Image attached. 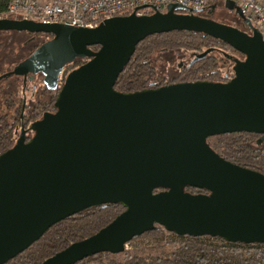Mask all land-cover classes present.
I'll return each mask as SVG.
<instances>
[{
	"label": "water",
	"instance_id": "water-1",
	"mask_svg": "<svg viewBox=\"0 0 264 264\" xmlns=\"http://www.w3.org/2000/svg\"><path fill=\"white\" fill-rule=\"evenodd\" d=\"M150 7L144 6L139 10ZM225 8L242 11L233 2ZM105 20L94 29L0 20L1 32L50 35L15 75L42 73L56 90L64 67L74 70L57 111L0 156V264L25 252L53 226L90 208L121 204L126 211L96 235L42 264H77L125 251L157 226L177 236L264 244V175L217 154L210 138L264 135V39L219 22L152 8ZM172 32L204 34L245 57L228 83H181L134 94L114 87L137 46ZM101 47L93 52L92 47ZM209 51L195 57H206ZM195 188L207 194L186 191ZM164 189V191L156 193Z\"/></svg>",
	"mask_w": 264,
	"mask_h": 264
},
{
	"label": "trees",
	"instance_id": "trees-1",
	"mask_svg": "<svg viewBox=\"0 0 264 264\" xmlns=\"http://www.w3.org/2000/svg\"><path fill=\"white\" fill-rule=\"evenodd\" d=\"M9 4L10 0H0V16L8 10ZM143 12L153 13L150 9ZM178 13L187 12L179 10ZM194 15L205 17L206 13ZM44 37L51 38L50 35ZM100 48L94 46L91 50L98 52ZM207 51L209 54L206 57L194 62L196 56ZM177 54H186L189 60H183L178 65V75H165L160 68L163 61L160 59L165 55ZM89 60L90 58L76 60L71 63L70 68L76 70ZM244 60L245 57L228 44L204 34L172 32L154 35L137 46L114 89L119 93L134 94L181 83H228L235 75L237 64ZM10 135L5 137L4 132L0 134L3 152L10 149V146L7 147ZM213 139L217 140L216 143H212ZM207 142L228 162L264 175V135L235 133L210 138ZM161 191L164 189L156 193ZM186 191L194 195L207 194V191L195 188H187ZM125 211L126 208L121 204L82 211L53 226L38 242L6 264H42L71 245L96 235ZM166 234L173 236L169 240L173 250L166 254L140 256L128 253L123 262H116L110 258L112 254L101 253L77 264H264V244L226 243L215 238L222 242L216 244L207 241L213 237H181L160 226L133 241L144 238L162 239Z\"/></svg>",
	"mask_w": 264,
	"mask_h": 264
},
{
	"label": "flooded vegetation",
	"instance_id": "flooded-vegetation-1",
	"mask_svg": "<svg viewBox=\"0 0 264 264\" xmlns=\"http://www.w3.org/2000/svg\"><path fill=\"white\" fill-rule=\"evenodd\" d=\"M217 6H219V13L215 15ZM217 6L209 10L203 18L236 28L248 35L253 34L252 27L245 17L239 16L236 10L226 9L223 3ZM44 36V34L18 31L0 33V134L4 132L5 137L11 134L10 143L7 144L10 149L18 144L22 136L26 143L31 141L35 135L33 126L46 114L56 113V103L61 87L65 85L69 75L74 71L70 68L71 64L64 67L56 90L47 88L45 76L42 73L26 76L14 74L15 69L21 63L30 58L40 46L52 39V37ZM1 148L0 156L8 151L3 152ZM133 242L135 241L125 246L123 253L115 255L120 258L113 260L123 262L128 253H131L128 246ZM167 244V247L173 248L169 241ZM170 251L164 250L161 253L166 254Z\"/></svg>",
	"mask_w": 264,
	"mask_h": 264
},
{
	"label": "built area",
	"instance_id": "built-area-1",
	"mask_svg": "<svg viewBox=\"0 0 264 264\" xmlns=\"http://www.w3.org/2000/svg\"><path fill=\"white\" fill-rule=\"evenodd\" d=\"M233 2L243 16L251 21L264 39V0H10L8 10L0 20H26L45 25H66L94 29L115 17L151 15L139 10L148 9L166 13L175 5L186 14L207 13L219 3ZM147 10V9H145ZM152 13V14H153Z\"/></svg>",
	"mask_w": 264,
	"mask_h": 264
},
{
	"label": "rangeland",
	"instance_id": "rangeland-1",
	"mask_svg": "<svg viewBox=\"0 0 264 264\" xmlns=\"http://www.w3.org/2000/svg\"><path fill=\"white\" fill-rule=\"evenodd\" d=\"M218 8V9H217ZM217 12L215 13V15H218L219 13V6H217ZM162 61L160 68L162 70V72L165 73V75L173 77L179 74L178 72V65L186 60H189V58L186 56V54H177V55H165L163 57V59H160V61ZM28 95H30V93H28ZM216 139L212 140V143H216ZM173 236L166 234L165 237H163L162 239H153V238H144V239H140L138 241L133 242L132 244H130L128 246V249L131 253L133 254H137V255H147V254H155L158 255L160 254L162 251L164 250H168L170 251V247H167V242L172 239ZM208 242L211 243H216V244H221L222 242L217 240V239H208ZM158 245V246H157ZM111 259H117L120 257L117 256H111ZM107 263V261H106Z\"/></svg>",
	"mask_w": 264,
	"mask_h": 264
}]
</instances>
